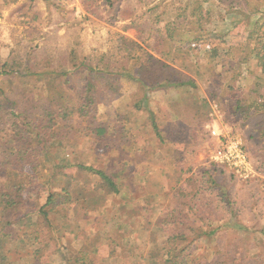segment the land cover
Segmentation results:
<instances>
[{
    "label": "rangeland",
    "instance_id": "374dc122",
    "mask_svg": "<svg viewBox=\"0 0 264 264\" xmlns=\"http://www.w3.org/2000/svg\"><path fill=\"white\" fill-rule=\"evenodd\" d=\"M136 2L0 0V69L12 70L0 73V153L28 139L41 154L34 199L16 188L32 183L28 174L0 168V264H74L84 253L95 264H166L175 209L190 212L178 243L188 264H264V0H166L154 11ZM131 11L142 33L120 17ZM151 18L162 33L173 24L174 39L147 37ZM72 53L108 54L119 69L100 78L109 87L88 114L59 112L82 101ZM49 63L55 72L41 69ZM213 125L242 139L249 176L214 160ZM80 164L109 173L119 192ZM71 181L73 198L45 215L47 196Z\"/></svg>",
    "mask_w": 264,
    "mask_h": 264
},
{
    "label": "trees",
    "instance_id": "16d2710c",
    "mask_svg": "<svg viewBox=\"0 0 264 264\" xmlns=\"http://www.w3.org/2000/svg\"><path fill=\"white\" fill-rule=\"evenodd\" d=\"M138 2H136V6L138 5H146L145 3H151L152 0H137ZM163 1H159L157 3H155L154 5H150L152 7H149L150 11H154L155 9H157L158 7L161 6V3ZM111 4L114 5V2H111ZM128 4V3H126ZM164 4V2L162 3ZM130 9H126V11L129 12ZM135 11H131L130 14L128 15H123L121 14L120 17L124 18V20H130L133 21V23L135 24L134 27L135 29L139 30L140 33H142V29H141V23H136L137 21V17H135L134 14ZM198 16V15H197ZM154 18H151L148 22V28L147 31L144 32L147 34L148 36H152V34L154 33L153 29H157L158 32H156L155 34H158L159 36V40H163V41H167L168 39L173 40L174 39V30L175 27L173 24H169L166 26V30L167 32H161L159 31L160 28L158 29V24L161 23L160 18H157L155 21H152ZM201 20V18H200ZM198 19V21H200ZM141 21V19H140ZM151 27V28H150ZM151 29V30H150ZM253 33V32H252ZM143 36V35H142ZM142 36L140 35V37L142 38ZM123 41L127 42L128 44H132L137 46V44L134 42V40H130L127 39L125 37H121ZM145 39V38H143ZM155 39V38H154ZM144 41V40H143ZM148 47H151L152 49L155 48V45H151L150 43H147ZM132 46V47H135ZM131 47V48H132ZM142 51H144V48H142V46L140 47ZM133 49V48H132ZM135 51V50H134ZM130 52V51H129ZM131 58H135V54L130 52L129 55ZM72 61L74 62L72 64V69H75L73 71L72 74H82L84 76V80H85V85H84V90L82 91V93L80 95H78L79 99L82 100L81 101V105L79 104V107H76V111L74 110H69V106L64 107V105L62 103L59 104V108H64V109H59V112L65 113L66 115H73V113H79V114H88L90 113V110L92 108L95 107V104L97 103L98 100H100L101 97L97 96V93H102L103 90L107 89L109 87V84L103 85L104 88H102V85L100 84V78H103L109 75H117L119 74V69H115V65L110 63V61L108 60V54L103 55L102 57H100L97 62H92L91 60H89L87 57H84L82 60H79L77 55H74V53H72ZM6 64H4L5 66ZM41 69H44L46 71H50L51 69H53L52 72H55V67L53 65L46 64L45 66H43ZM143 69V68H142ZM141 70V68H140ZM12 70H8V69H0V73H5L6 72H10ZM141 79V77H139ZM116 79V78H115ZM68 79L64 80V82H67ZM168 83V82H165ZM163 83V84H165ZM190 85L194 86V83L192 81L188 82ZM168 84H176V85H183V84H187L184 81H180V82H176V83H168ZM2 93L6 94V92L2 91ZM7 96V95H5ZM13 101H11L12 104ZM54 104V102H52ZM233 112H235V110H233ZM48 115L50 113H47ZM30 119V118H28ZM38 120V118L36 119ZM36 120L30 119L27 121L29 126H34L37 129L41 128L40 124L35 122ZM154 128L155 130L159 133L158 130V126L156 123H154ZM28 130V129H27ZM12 131L15 133V135H20L22 138H26L25 135V128H21L18 123H15L12 127ZM22 132H24V134H22ZM261 133H264V127H262V129H260ZM25 143L20 144L16 150H12V148L9 149H4L2 153H0V168L3 167H7V166H12L16 169L17 173L20 176H23L25 174H28V176H30V179L32 181V183L30 182V180L28 181L27 184H18L16 185L17 190L19 189V193H20V197L22 200H27V199H34L38 196V185L35 183L36 179L34 176L37 173L38 169H39V158L41 156V154H39L38 150L31 147L30 145H25L28 142V139H25ZM78 167L82 168L83 170L89 171L91 173H93L94 175H96L98 178H100V180L109 188V190H112L115 193L119 192V186L117 184V182L114 180V178L107 173L106 171H104L103 169H100L96 166L93 165H85V164H80L77 165ZM213 173V171L209 168H204V170L201 172L202 176H203V181L204 180H211L212 182L214 181V177L213 175H211ZM208 176V177H207ZM30 183L29 186H27ZM35 186V187H34ZM72 187V181L69 182V186L65 187L63 189H58V188H54V190L47 196L46 199V203L43 205L42 207V212H44L45 215H47V209L48 207H50L51 210H54L59 203V200L64 199L65 202H68L69 200H71L73 197L70 189ZM223 196H225V200L226 203L228 204V206L230 205V198H228V196L226 195L225 192H223L222 194ZM7 196L9 197L7 204L8 205H15L17 204L16 201L13 199L11 194H7ZM227 196V197H226ZM196 200V198H193ZM63 201V202H64ZM230 207V206H229ZM190 208L192 210H196L197 205H191ZM231 208V207H230ZM46 209V210H45ZM189 219L188 215L184 212V211H179L177 209H175L174 211H172V213L168 216V218L165 221V229L169 232V237L168 240L166 242V246H164V249H167V259L165 261L166 264H188V260L186 259V253L184 248L180 247V245H178L179 240L184 238V233H181V227L187 222V220ZM235 226L242 228L243 225L240 224H235ZM175 251H180V253L176 254L173 256V253ZM74 264H95L92 261H89V259H87L86 254H82L80 257H78L74 262Z\"/></svg>",
    "mask_w": 264,
    "mask_h": 264
},
{
    "label": "built area",
    "instance_id": "2783aa9c",
    "mask_svg": "<svg viewBox=\"0 0 264 264\" xmlns=\"http://www.w3.org/2000/svg\"><path fill=\"white\" fill-rule=\"evenodd\" d=\"M197 48H209V45L194 44ZM216 110L218 105H215ZM211 136L218 142L214 152V160L229 167L233 173L247 177L250 175L252 164L242 139L238 135L224 134L216 125L210 129Z\"/></svg>",
    "mask_w": 264,
    "mask_h": 264
},
{
    "label": "crops",
    "instance_id": "0c3cea01",
    "mask_svg": "<svg viewBox=\"0 0 264 264\" xmlns=\"http://www.w3.org/2000/svg\"><path fill=\"white\" fill-rule=\"evenodd\" d=\"M159 1H160V0H152L151 5H153V4H155V3L159 2ZM161 1L164 2V1H166V0H161ZM163 2H162V3H163ZM162 3H161V4H162ZM217 112H218V110H216V113H217ZM219 112H221V111H219ZM193 197H195L196 200L199 198L198 196H195V195H194ZM196 212L199 213L198 208H196ZM186 213H187V214L190 213L189 210H187Z\"/></svg>",
    "mask_w": 264,
    "mask_h": 264
}]
</instances>
